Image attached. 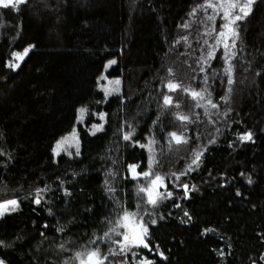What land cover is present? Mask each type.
I'll return each mask as SVG.
<instances>
[{
    "label": "trees",
    "instance_id": "16d2710c",
    "mask_svg": "<svg viewBox=\"0 0 264 264\" xmlns=\"http://www.w3.org/2000/svg\"><path fill=\"white\" fill-rule=\"evenodd\" d=\"M203 3L28 0L19 11L0 9V149L11 156L0 154V200L21 201L0 218V239L9 243L0 245V258L7 264H79L75 252L93 247L90 240L108 255L105 264H120L128 255L114 241L122 236L113 232L104 237L112 226L105 217L115 223L125 208L147 223L151 248H139V256L153 264H264V0L239 23L232 91L228 102L219 103L225 115L216 131L211 128L214 143L205 147L199 167L175 182L187 184L188 195L177 186L179 192L153 208L142 203L126 176L129 164L145 161L143 148L123 142L126 131L140 143L147 136L162 139L160 160L165 165L182 150L176 144L172 158L163 148L168 133H184L191 142L204 130L183 90H197L203 80L199 17L189 15ZM28 44L35 47L20 67H7L10 54ZM111 59L116 63L108 65ZM104 71L119 77L121 96L105 99L98 88ZM168 80L181 87L170 91ZM211 91L222 102L224 83L212 84ZM164 93L174 95L176 103L166 106ZM101 112L105 126L91 134L87 124ZM178 113H192L193 118L183 121ZM80 114L86 118L85 126H79L80 155L55 158V142L74 128ZM247 131L253 139L242 141L238 133ZM242 172L252 176L251 184ZM57 177L74 196L57 191ZM106 178L116 189L111 195L105 191ZM45 184L50 189L47 204L37 206L26 194ZM89 207L93 210H84ZM185 211L191 216L187 223ZM152 219L157 223L151 224ZM58 224L65 227L63 233L55 231ZM204 228L215 231L204 233ZM65 240L69 243L61 251L57 244ZM157 246L167 259L152 250ZM128 258L126 264H135Z\"/></svg>",
    "mask_w": 264,
    "mask_h": 264
},
{
    "label": "snow or ice",
    "instance_id": "6c2138e0",
    "mask_svg": "<svg viewBox=\"0 0 264 264\" xmlns=\"http://www.w3.org/2000/svg\"><path fill=\"white\" fill-rule=\"evenodd\" d=\"M27 3H28V0H0V7L5 8V9L10 8V9H14L16 11H19L20 6L25 5ZM256 3H257V0H218V2H215V3L213 2V0H204L203 4L195 5L192 8L189 15H192L193 13H195L198 8H205V6H207L208 8L213 9V14L208 15L207 11L205 10V15L207 16V18L209 20L214 21V20H216V15L222 10V12H223L222 19H223L224 23L219 25L220 30L216 34V45L218 46L221 43H223V46L225 49L226 62H227V61H231L232 58L237 55V53L235 51H233V49L236 48L237 42L241 39L238 22L245 20V18L248 17L253 12L254 6L256 5ZM184 27H188V25L185 24ZM213 31H216L215 28H213ZM183 39H187V38L185 37ZM229 45H231V47H229ZM34 47H35L34 44H28L23 49L22 52L21 51H13L11 55H12V57L15 58V62H13V60H8L6 62V66L9 68H12V69L19 68L20 67L19 62L23 61L24 57ZM208 56L209 57L214 56V50L208 52ZM107 63H108V65L115 64L116 60L111 59ZM205 63H208V61L205 60ZM106 67H107V65H106ZM199 70L201 72H203L204 68L201 67ZM168 71L171 72L172 69H168ZM226 71L229 73V75L227 76V83L229 85L228 90L230 92V91H232L230 86L233 84V76L231 75V73L233 71V64L229 63ZM257 74L259 75L260 73H257ZM207 80H208V77L206 76L205 77V83H207ZM115 82H116V84L120 83L119 77L116 78ZM167 87L170 91H174L175 89L181 87V85L174 83L172 80H168L167 81ZM183 90L185 92L190 91L189 88H184ZM114 91H119V88L114 89ZM202 91L206 92L207 88L203 89ZM109 94L110 93L108 92V90L105 89V96L107 97V95H109ZM191 95L195 98H199L201 96V92L191 91ZM208 97L209 98L206 99V103L210 104L213 108L217 107V105L214 104L213 101L210 99V97H211L210 92L208 93ZM227 98H228L227 95L221 97L222 100H226ZM163 100H164V104L167 106V105L172 103L173 98L168 93H164L163 94ZM79 111L83 112V111H85V109L82 107L81 109H79ZM98 115L101 117V119H103V117L106 114L101 112ZM179 118L181 120H184V121L189 119V117L186 115H179ZM77 119L79 120L80 118L77 117ZM153 123L155 124L156 121H153ZM93 127L96 129L102 130V125H100V124H94ZM74 131H75V129H74ZM238 135L242 141L253 139V133L251 131L238 133ZM170 136L172 138H174L177 141V143L181 142L184 139L182 136L178 135L176 132L170 133ZM124 139L125 140L132 139L134 144H140L139 140L133 139V132H131V131H126L124 133ZM151 142L154 143V140ZM65 143H66V141H65L64 137H62L60 140H57L56 146L52 148V152L55 155H59L61 149L63 151H68V149L64 146ZM208 143L209 144L214 143V139H210L208 141ZM144 146L145 145H141V147H144ZM0 154L8 155L9 158H11L10 154L4 153L2 149H0ZM68 154L72 155L71 152H69ZM75 154L80 155L78 144H77ZM202 155H203L202 152H197L195 155V158L191 161V165H196L197 167H199ZM0 163H3V162L0 161ZM152 163H153V160L150 157L149 158L150 166ZM191 165H189L190 170H191ZM128 167H129V169H131L132 175L134 178L141 176V175L150 176L149 172L137 171L136 170L137 165L135 163L129 164ZM112 174L115 175V172H113ZM183 174L184 173H179V174H174V175H176V179L178 180L179 176L183 175ZM73 175H76V173H73ZM221 175L224 176L225 174L221 173ZM241 175L246 176L247 182L249 184H251L253 182L251 175H247L243 172L241 173ZM57 180L60 181V185H59L57 191L62 190L63 195L66 197H72L75 195L72 188L64 186L65 185L64 179L57 177ZM161 182H162V177L160 176V174L157 173V174H155V178L151 180L150 186H148V187L140 186V188L138 189V194L140 192L146 193L147 204L152 205L153 207H155L160 202L161 199L165 198L163 196V194L158 191ZM225 182H227V181H225ZM104 184H105V191H107L110 195L116 191V189L112 187L109 179L106 178L104 181ZM177 186L183 187V189L185 190V195L186 196L188 195L189 186L187 184H182V185H177ZM191 187L196 188V185H192ZM166 190H167V188H166ZM49 191H50L49 186L45 184L43 187H36L34 190L28 192L26 195L33 197L34 198L33 203L35 205L39 206L42 203L47 204L46 194L49 193ZM81 191H83V190H81ZM237 195H241V192L239 189H237ZM167 196L168 197L173 196V192L167 191ZM20 203H21V201L17 198L0 200V216H3L6 212H11V211L16 210L17 208L20 207ZM66 203H67V201H66ZM176 206H178V205H176ZM118 207H119V205H118ZM138 207H139V203H138ZM253 207H255V205H253ZM84 210L85 211H92L93 209H91V207H89V208H85ZM47 211L50 215L53 214L52 207H48ZM145 211H147V209H145ZM132 216H137V218L141 220V223L139 224V226L138 227L133 226L130 230H125L123 232H119L120 228L129 229L128 221L131 219ZM184 216L187 218L184 221L185 223H187L188 221L191 220V216L187 211L184 212ZM105 221L112 226L109 227L108 231L104 233V237H109V234L113 233V232H118V234L120 236H122V239H117L114 241V244L119 246V252L121 254L130 253L132 258H136L138 256L137 249H139V247L141 245L144 248H151L149 242L146 239L149 236L148 226H147V224H145L142 221V218H140L138 216V214L130 213L125 208L123 210L122 214L119 217H117L115 223H113V221L107 217H105ZM156 223H157L156 219L151 220V224H156ZM43 227L45 229H47L49 227L47 220H45ZM55 231L63 233L65 231V227L63 225L58 224V226L55 228ZM210 231H215V229H213V228H204L203 229L204 233H208ZM40 235H41V237H44L45 239H47L45 232L41 231ZM68 243H69V241L65 240L63 243L57 244V248H59L62 251L64 249L65 245ZM89 243L94 244V246L91 248H84L83 251L77 250L75 252L74 259L78 260L79 264H105V261L108 259V255L101 252V249H100L99 244L97 242L90 240ZM0 245L7 247V246H9V243L3 239H0ZM37 247H39V245H37ZM152 250L158 251V254L160 257L167 259V257H165V253L163 251L158 250V246H157V248L152 249ZM109 252H111L113 255H115V252L113 251V249L110 248ZM217 252L221 256L224 255V253L222 251H220L219 249H217ZM261 258L264 259V255H262ZM128 259H129L128 256H124L123 259L120 261V264H126V261H128ZM0 264H7V261L3 258H0ZM65 264H70V261H66ZM137 264H153V261L150 260L148 257L143 256L137 260ZM252 264H256V261L252 260Z\"/></svg>",
    "mask_w": 264,
    "mask_h": 264
},
{
    "label": "rangeland",
    "instance_id": "374dc122",
    "mask_svg": "<svg viewBox=\"0 0 264 264\" xmlns=\"http://www.w3.org/2000/svg\"><path fill=\"white\" fill-rule=\"evenodd\" d=\"M213 2L214 3L218 2V0H213ZM0 9H2V7H0ZM205 10L207 11L208 15L213 14V9L208 8L207 6H205V8H198L196 10V12L194 13V16L198 15V17H199V20H198L196 26L200 30L199 33L201 32L200 37H199L200 38L199 39V48L201 50V53L203 54V56H202V67L204 68V71H203L204 74L202 77L203 80L201 82V86L199 89H197V90L190 89V91L186 92L190 96L189 105H191L194 110L196 109L197 118H198L197 122H198V124L202 125V128L204 129L202 131V134L201 135L195 134L193 136L191 142H189L188 136H186L184 133H178L177 132L178 135H180L184 138L181 142L177 143V141L170 136V133H172V132L168 133L167 137H165L166 138L165 141L163 140L164 141L163 148L166 151H169L168 152L169 154L173 153L172 158H174V152H177V150H176L177 147H175L176 144L180 145L182 150L178 151V152H180V156L178 158H176L177 159L176 161H171V162H169V164H165V165L163 163H161V160H160L161 140L162 139L157 140V139H153L152 136H147L144 138L143 142H141L140 144H134L132 139H129V140L123 139V142H127V144H128V142L130 143V144H128L129 147H133V146L135 147V145H136L137 147L143 148L145 150V153H144L145 154V161L142 163L140 161V159H136L134 163L137 165V169H136L137 171L149 172L150 176L141 175V176L134 178L132 175L131 169H129V167H128L129 165L127 166V174H126V176L128 178H130L132 183L134 184V191L140 197L143 204L149 205V204H147L146 193L140 192L138 194V189L140 188V186H144V187L150 186L151 180L155 178V174H157V173L160 174V176L162 177V182L159 186L158 191L160 193H162L165 198L161 199L160 202L155 207H153L152 205H149L153 208L158 207L161 202H163L169 198L167 196V191L173 192L174 190H177L179 192V189H177V186H176L177 183H175L176 181H179V179L177 180L176 175H174V174H179V173L185 174L186 171L190 170L189 165H191V161L195 158L196 153L197 152L203 153V151L205 150V147H207V145L212 144V143L211 144L208 143V141L210 139H214L213 138L214 135L211 134L212 132H210L211 128L213 127L214 128L213 130L216 131L217 130L216 129L217 124L223 120V116L225 115V113L222 111L221 105L219 103H226L230 100L231 91L229 92V90H228L229 85L227 83V76L229 75V73L226 71V69H227L229 63L232 64L233 58L231 61L226 62L225 49H224L223 43H221L218 46L216 45V34L220 30L219 25L224 23V21L222 19L223 12L221 10L216 15V20L213 21V20H209L207 18V16L205 15ZM240 22L241 21H239L238 24ZM213 28H215L216 31H213ZM229 47H231V45H229ZM213 50H214V56L209 57L208 52L213 51ZM235 50H236V48L233 49V51H235ZM11 54H10L9 60H13V62H15V58L12 57ZM205 60H207L208 63H205ZM105 72L106 71H104L103 74L101 75V77L99 79V83H98V85H99L98 88H100L102 90L104 95H105V89H107L108 92L110 93L109 95H107V97L105 96V99H107L109 96L120 95V93H121V81L119 84H116L115 81H116L117 77L111 78L108 75L106 76ZM231 75L233 76V80H234L233 71H232ZM206 76L208 77L207 83H205V77ZM220 81H222L224 83L225 90H226L225 95H227V97H228L226 100L221 99L222 102H218V101L214 100L213 94L211 91L212 84H214L216 82L219 83ZM232 86H233V84L230 86L231 89H232ZM116 88H119V91H114V89H116ZM205 88H207V91L206 92L202 91ZM177 89H175L174 91H176ZM191 91L201 92V96L199 98H195L191 95ZM209 92L211 93L210 99L213 101L214 104L217 105V107H215V108H213L210 104L206 103V99L209 98L208 97ZM169 95H171L173 98L172 102L176 103V97L172 94H169ZM98 114H93V119L95 117L96 120L94 122H93V120H90V124H87V126L89 127L88 131L91 134L101 131L100 129L94 128L93 127L94 124L102 125V129L105 126V118L106 117L104 116L103 119H101V117ZM178 114L179 115H186L189 117V119L193 118V116H191L192 113H189V114L178 113ZM178 114H177V116L179 117ZM80 116L81 117L77 121V124L74 126V128H72L68 133H66L65 135L62 136L65 138L66 143L64 146L68 149V151H63L61 149L60 154L69 155L68 154L69 152H71L72 154H75L77 144L79 145V148H80L81 133L79 131V126L84 127L85 123H86V122H84L86 119L85 114H82V115L80 114ZM188 120H186V121H188ZM74 129H75V131H74ZM62 137H60L58 140H60ZM153 140H154V143L151 142ZM141 145H145V146L141 147ZM55 146H56V142H55L53 147H55ZM53 156L55 158L58 157V155H55L54 153H53ZM150 157L153 160V163L151 164V166L149 164V158ZM131 164H133V163H131ZM196 167H197L196 165H191V170H193ZM181 176L182 175H180L179 178ZM166 188H167V190H166ZM184 194H185V190H184ZM6 213H10V212H6ZM138 216L140 218H142L141 215H138ZM1 217L2 216H0V218ZM128 223L132 226L138 227L139 224L141 223V220L134 216V217H131V219L128 221ZM145 224H147V223H145ZM125 230H128V229H125ZM139 248L145 249L143 246H140ZM137 252H138V256L136 258H131L135 264H137V260L140 257H143V256H139V249H137ZM125 254L128 255L129 257H131L130 253H125Z\"/></svg>",
    "mask_w": 264,
    "mask_h": 264
},
{
    "label": "water",
    "instance_id": "95a60500",
    "mask_svg": "<svg viewBox=\"0 0 264 264\" xmlns=\"http://www.w3.org/2000/svg\"><path fill=\"white\" fill-rule=\"evenodd\" d=\"M132 227H133V226L129 224V229H128V230H130ZM141 246H142V245H141Z\"/></svg>",
    "mask_w": 264,
    "mask_h": 264
}]
</instances>
